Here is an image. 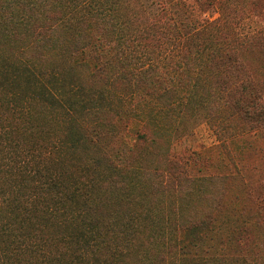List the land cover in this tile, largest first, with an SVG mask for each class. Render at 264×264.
Listing matches in <instances>:
<instances>
[{"label":"trees","instance_id":"obj_1","mask_svg":"<svg viewBox=\"0 0 264 264\" xmlns=\"http://www.w3.org/2000/svg\"><path fill=\"white\" fill-rule=\"evenodd\" d=\"M135 1L0 0V264H152L140 257L141 224L166 204L184 223L181 255L212 230L223 204L214 183L230 176H210L216 192L200 215L184 211L183 194L208 180L193 173L203 156L173 155L150 117L130 129L124 101L135 94L168 110L180 98L174 81H203L211 105L264 132V94L236 51L218 47L203 61L182 45L160 67L127 49Z\"/></svg>","mask_w":264,"mask_h":264},{"label":"rangeland","instance_id":"obj_2","mask_svg":"<svg viewBox=\"0 0 264 264\" xmlns=\"http://www.w3.org/2000/svg\"><path fill=\"white\" fill-rule=\"evenodd\" d=\"M125 13L131 18L126 47L144 63L168 66L182 45L202 49L203 61L215 48L234 50L264 94V0H136ZM167 71L175 76L171 68ZM174 83L180 98L168 110L154 107L143 94L124 101L130 129L150 117L163 131L160 142L168 144L173 155L186 157L195 151L203 156L193 173L208 180L198 179L183 194L184 211L200 215L206 208L203 196L215 193L214 186L223 189V204L212 230L202 233L200 241L192 243L194 237L187 235L183 243L192 246L183 255L177 245L184 224L178 208L172 214L167 204L153 207L141 224L147 253L140 257L152 264H264V132L246 131L229 111L211 105L203 81ZM131 141L130 135H123L119 147L126 151ZM149 157L152 162L160 158L151 152ZM215 174L230 177L213 186L209 180ZM173 197L177 200L178 194ZM244 233V247L229 241ZM137 250L139 256L141 247Z\"/></svg>","mask_w":264,"mask_h":264}]
</instances>
